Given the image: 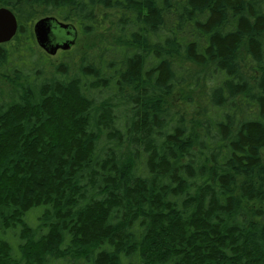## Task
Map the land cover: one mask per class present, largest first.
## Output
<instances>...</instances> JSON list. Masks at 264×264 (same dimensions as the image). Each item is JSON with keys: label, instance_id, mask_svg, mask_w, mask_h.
Masks as SVG:
<instances>
[{"label": "trees", "instance_id": "trees-1", "mask_svg": "<svg viewBox=\"0 0 264 264\" xmlns=\"http://www.w3.org/2000/svg\"><path fill=\"white\" fill-rule=\"evenodd\" d=\"M0 8V264H264V0ZM46 17L111 40L53 64Z\"/></svg>", "mask_w": 264, "mask_h": 264}, {"label": "water", "instance_id": "water-1", "mask_svg": "<svg viewBox=\"0 0 264 264\" xmlns=\"http://www.w3.org/2000/svg\"><path fill=\"white\" fill-rule=\"evenodd\" d=\"M17 28L14 14L9 9L0 8V45L9 43ZM32 31L37 46L49 56H54L58 50H70L77 36L73 26L50 17L36 21Z\"/></svg>", "mask_w": 264, "mask_h": 264}, {"label": "rangeland", "instance_id": "rangeland-1", "mask_svg": "<svg viewBox=\"0 0 264 264\" xmlns=\"http://www.w3.org/2000/svg\"><path fill=\"white\" fill-rule=\"evenodd\" d=\"M111 36L110 34L106 35H97L89 38H78L74 44L73 50H79L81 52H87L93 49L95 46L101 43H107L110 42ZM34 51L38 53H43L36 45L34 46ZM63 58V55L59 52L57 55L51 57V62L53 64H56L59 62L60 59ZM34 58L30 59L28 58V62H31ZM202 97L201 92L192 93L191 91H187L186 89L179 91L177 94H175L173 97L170 98L169 103L172 108L179 109V111L184 110L186 107V102L188 100H191L192 104L201 105L200 99ZM263 160H264V154H263ZM40 210H36V214L39 213Z\"/></svg>", "mask_w": 264, "mask_h": 264}, {"label": "flooded vegetation", "instance_id": "flooded-vegetation-1", "mask_svg": "<svg viewBox=\"0 0 264 264\" xmlns=\"http://www.w3.org/2000/svg\"><path fill=\"white\" fill-rule=\"evenodd\" d=\"M58 52H62V51L58 50L57 53H58Z\"/></svg>", "mask_w": 264, "mask_h": 264}]
</instances>
